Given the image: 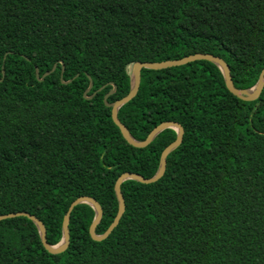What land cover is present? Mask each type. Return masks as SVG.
<instances>
[{
    "label": "trees",
    "instance_id": "16d2710c",
    "mask_svg": "<svg viewBox=\"0 0 264 264\" xmlns=\"http://www.w3.org/2000/svg\"><path fill=\"white\" fill-rule=\"evenodd\" d=\"M196 53L222 58L237 89L253 87L264 0H0V215H34L57 245L70 205L89 196L103 234L118 212L117 179L153 177L177 137L167 129L133 147L104 95L113 86L106 103L127 95L135 62ZM117 116L141 141L162 122L184 129L164 176L122 184L125 213L101 242L89 233L94 209L75 207L61 254L27 217L0 221V264H264V87L243 101L203 60L141 69Z\"/></svg>",
    "mask_w": 264,
    "mask_h": 264
},
{
    "label": "water",
    "instance_id": "95a60500",
    "mask_svg": "<svg viewBox=\"0 0 264 264\" xmlns=\"http://www.w3.org/2000/svg\"><path fill=\"white\" fill-rule=\"evenodd\" d=\"M208 61L212 64H214L220 71L225 83V86L227 90L237 98L243 100V101H253L257 99L261 93L262 88L264 87V69L259 74L258 80L256 84L248 89L240 90L237 89L232 82L231 75L229 68L225 61L217 56H213L211 54H202V53H196L193 55L186 56L181 59L177 60H167V61H162V62H135L131 65L130 67V89L129 92L127 93L126 96L123 98L116 100L113 103H106L107 97L115 90V87L113 86V89L109 91L107 94L104 95L103 101L104 104L111 109V118L113 122L117 125V127L120 129L124 139L133 147L136 148H145L149 144H151L156 137L161 134L163 131L167 129H173L176 131L177 137L174 142H172L170 145H168L164 151L161 154L160 157V164L157 173L151 177V178H145L142 175L138 173H132V172H125L121 174V176L117 179L115 183V194L117 197L118 201V212L117 215L112 222V224L109 226V228L103 233V234H97L96 229L98 225L100 224L102 217H103V209L100 203L89 196H82L77 198L75 201L72 202L70 205L66 215L64 216L63 223H62V240L60 241L59 244L57 245H50L47 242V231L44 223L40 221L37 217H35L32 214L26 213V212H18V213H10V214H5V215H0V221L6 220V219H12L16 217H27L30 219L38 228L41 241L43 243V246L45 249L52 253V254H61L65 252L70 244V230H69V225H70V218H71V213L77 207L78 205L81 204H88L90 205L94 211H95V218L89 228V233L91 238L94 241L101 242L108 238L110 234L114 231V229L119 225L120 220L122 216L125 213L126 210V204H125V198L122 193L121 186L124 182L128 180H134L139 183L143 184H151L155 183L158 180H160L165 172H166V167H167V158L170 153H172L176 148L180 146V144L183 141V136H184V129L176 122L173 121H167V122H162L160 123L157 127H155L147 136L145 140H136L129 132L127 127L121 122L120 119H118L117 113L120 107L125 105L127 102H129L131 99L135 97L137 94L139 84H140V71L141 69H148V70H161L165 68H171V67H177V66H182L187 63H191L193 61ZM56 68V64H54L51 68L50 71L45 72L41 77L38 75V70H35V76L38 80H42L45 76L49 75L52 73ZM63 71V65L61 72ZM3 74V71H2ZM72 80V79H71ZM71 80H68L67 82L64 83H69ZM92 87V82L89 79V86L88 88L84 91L83 97L90 99L91 96L95 94L92 93L91 96H86L87 93L90 91ZM102 88L98 89L100 91Z\"/></svg>",
    "mask_w": 264,
    "mask_h": 264
}]
</instances>
